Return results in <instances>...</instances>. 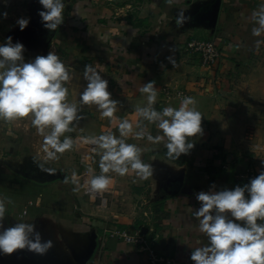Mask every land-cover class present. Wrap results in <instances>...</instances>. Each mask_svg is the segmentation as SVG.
<instances>
[{"label": "crops", "instance_id": "1", "mask_svg": "<svg viewBox=\"0 0 264 264\" xmlns=\"http://www.w3.org/2000/svg\"><path fill=\"white\" fill-rule=\"evenodd\" d=\"M261 8L264 0H64V22L50 32L38 15L39 0H0V14L7 13V19L0 15V43L8 36L23 43L26 62L55 52L70 76L64 82L66 102L76 105L80 117L64 134L73 139V148L55 160L47 158L44 136L30 126V117L11 120L17 127L8 121L0 129V175H14L26 186L18 200L0 194L7 209L4 227L33 223L42 239L53 243L44 255L27 250L1 254V264H146L134 247L104 233L107 225L132 232L144 214L159 236L157 252L178 264H193L191 251L208 243L193 215L200 207L197 194L213 185L233 189L238 186L235 174L248 167L258 175L264 171V43L257 45L264 34L253 35L258 25L252 18ZM180 12L190 19L177 27ZM19 18H30L23 32L16 25ZM193 39L212 41L219 62L201 66L185 51ZM85 65L108 81L111 98L118 102L113 118H102L96 105L81 103L88 83ZM152 81L157 111L178 108L182 101L163 96V87L195 99L203 116L202 135L189 138L195 147L179 159L167 156L163 142L129 135L124 139L141 149L152 175L143 179L132 170L125 176L109 172V187L90 195L85 181L101 174L102 150L86 139L119 136L125 119L134 132L161 134L136 112L147 104L140 87ZM7 184L0 186L10 192L12 184Z\"/></svg>", "mask_w": 264, "mask_h": 264}, {"label": "clouds", "instance_id": "2", "mask_svg": "<svg viewBox=\"0 0 264 264\" xmlns=\"http://www.w3.org/2000/svg\"><path fill=\"white\" fill-rule=\"evenodd\" d=\"M174 2L176 0H169V3ZM39 4L42 6L38 13L42 26L50 32L55 31L64 22V0H39ZM0 15L7 19L6 12ZM252 18L258 25L253 28V35L260 37L264 34V8L253 13ZM189 19L180 12L175 23L182 27ZM29 23L30 18L16 21L21 32ZM260 43L264 41H257L258 46ZM25 51L24 44L14 43L11 36L0 43V119L11 121L30 117L32 125L44 136L43 151L47 158L55 160L58 153L73 148V139L64 134L72 131L70 125L80 118L76 105L66 102L68 89L64 82L70 76L55 52L37 55L26 62ZM84 78L88 83L80 95L81 103L96 105L102 118H113L118 102L111 98L108 81L91 65L84 66ZM140 91L146 94L147 104L138 106L136 112L144 120L155 123L161 134L152 136L144 131L134 132L133 125L125 119L119 123V136L85 138L86 142L102 150L101 174L85 181V187L90 186L91 191L109 187L112 183V178L107 175L109 172L125 176L132 170L143 179L152 175L151 165L141 159V149L124 139L129 135L140 139L146 136L154 144L163 142L167 156L179 159L195 147L189 138L203 133V116L196 110L193 97H184L178 108L169 106L157 111L154 107L157 101L155 81L144 84ZM46 129L50 131L45 134ZM41 168L49 174L55 173L53 168L42 165ZM73 182H77L76 173H73ZM196 199L200 207L193 215L198 220V231L206 235L208 243L191 251L193 264H264V171L249 183L233 189L216 190L213 185L209 191L198 193ZM6 210L5 201L0 199V254L27 250L44 255L53 247L51 240L42 239L33 223L20 222L4 227Z\"/></svg>", "mask_w": 264, "mask_h": 264}, {"label": "built area", "instance_id": "3", "mask_svg": "<svg viewBox=\"0 0 264 264\" xmlns=\"http://www.w3.org/2000/svg\"><path fill=\"white\" fill-rule=\"evenodd\" d=\"M185 51L191 56L197 57L199 63L203 67H212L219 62L220 51L218 47L210 40L193 39L186 43ZM163 96L184 98L188 97L182 91H174L163 87L161 90ZM258 173L251 167L242 170L235 174V181L239 186L249 183L255 178ZM87 193L93 196H98L102 191H91L90 186L86 187ZM142 223L130 230L113 225H107L104 228V233L107 237L116 238L117 240L130 245L136 251L143 254L146 258V264H178L176 258L172 256L159 254L155 248L159 236L153 228L152 221L148 215L144 214L141 217Z\"/></svg>", "mask_w": 264, "mask_h": 264}, {"label": "rangeland", "instance_id": "4", "mask_svg": "<svg viewBox=\"0 0 264 264\" xmlns=\"http://www.w3.org/2000/svg\"><path fill=\"white\" fill-rule=\"evenodd\" d=\"M197 38H200V37H197ZM198 40H201V39H198ZM207 40V39H205ZM7 122L6 120H3V119H0V129L1 128H4L5 126H7ZM11 124H9L8 126H12V127H17L18 124H17V121H15V124H12L13 122L10 121ZM30 126H33V125H30ZM26 138H30V137H26ZM0 139H1V136H0ZM2 159V156L0 154V160ZM3 182V183H2ZM7 183H11L12 184V187L10 189V192L7 191L5 189V187L3 186H0V194H5V195H9L11 197H13V201L14 200H18L19 197L21 196V192L23 189H25V184H23V181L20 180L18 177L14 176V175H0V185L3 184L4 186H8ZM26 189H31L30 187H27ZM2 190V191H1ZM35 189L33 188L32 192L34 191ZM21 193V194H20ZM32 195V194H31ZM22 198V197H21ZM21 203V202H20ZM16 209H19L20 207L18 206H15ZM3 260V257L2 255L0 254V264Z\"/></svg>", "mask_w": 264, "mask_h": 264}]
</instances>
